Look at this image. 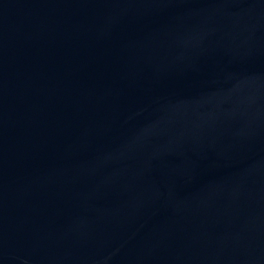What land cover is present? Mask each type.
<instances>
[{
	"label": "water",
	"instance_id": "95a60500",
	"mask_svg": "<svg viewBox=\"0 0 264 264\" xmlns=\"http://www.w3.org/2000/svg\"><path fill=\"white\" fill-rule=\"evenodd\" d=\"M0 264H264V0H0Z\"/></svg>",
	"mask_w": 264,
	"mask_h": 264
}]
</instances>
